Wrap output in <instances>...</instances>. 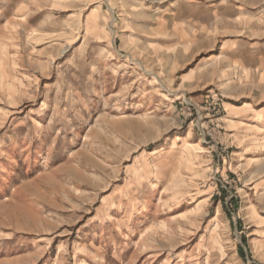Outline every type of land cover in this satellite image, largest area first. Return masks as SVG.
Listing matches in <instances>:
<instances>
[{
	"label": "rangeland",
	"instance_id": "obj_1",
	"mask_svg": "<svg viewBox=\"0 0 264 264\" xmlns=\"http://www.w3.org/2000/svg\"><path fill=\"white\" fill-rule=\"evenodd\" d=\"M0 264H264V0H0Z\"/></svg>",
	"mask_w": 264,
	"mask_h": 264
},
{
	"label": "bare ground",
	"instance_id": "obj_2",
	"mask_svg": "<svg viewBox=\"0 0 264 264\" xmlns=\"http://www.w3.org/2000/svg\"><path fill=\"white\" fill-rule=\"evenodd\" d=\"M158 12H160V8H156L155 13H158ZM91 18H92L91 14H89L86 19L88 20V19H91ZM249 209H246V210H249Z\"/></svg>",
	"mask_w": 264,
	"mask_h": 264
}]
</instances>
